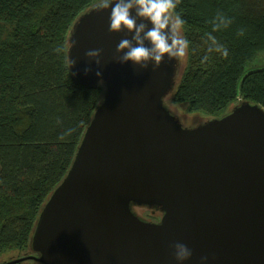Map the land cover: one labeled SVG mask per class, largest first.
<instances>
[{"label":"water","instance_id":"water-1","mask_svg":"<svg viewBox=\"0 0 264 264\" xmlns=\"http://www.w3.org/2000/svg\"><path fill=\"white\" fill-rule=\"evenodd\" d=\"M96 6L73 24L67 55L74 79L102 84V97L40 209L33 254L5 264H178L175 242L192 251L183 264H264V109L244 102L183 127L164 104L178 59L154 71L118 63L119 42L134 33L110 32L111 8ZM95 49L99 66L85 56Z\"/></svg>","mask_w":264,"mask_h":264},{"label":"trees","instance_id":"trees-1","mask_svg":"<svg viewBox=\"0 0 264 264\" xmlns=\"http://www.w3.org/2000/svg\"><path fill=\"white\" fill-rule=\"evenodd\" d=\"M99 2L0 0V256L33 254L40 209L67 174L102 97V84L90 88L74 79L67 55L73 24ZM176 11L189 49L170 101L211 117L244 102L264 109V67L245 70L264 54V0H180ZM218 12L232 23L213 32ZM208 33L227 49L226 58L207 53ZM68 129L75 131L58 139ZM154 213L143 217L155 221ZM26 263L34 264H17Z\"/></svg>","mask_w":264,"mask_h":264},{"label":"clouds","instance_id":"clouds-1","mask_svg":"<svg viewBox=\"0 0 264 264\" xmlns=\"http://www.w3.org/2000/svg\"><path fill=\"white\" fill-rule=\"evenodd\" d=\"M179 3L180 0H100L96 6L97 9L111 8L110 32L134 33L131 39L124 38L119 42L115 57L117 62L122 65L132 62L134 66L144 70H147L152 63L154 71L164 62L165 57L169 61L185 58L188 54L189 41L181 34L186 22L176 11ZM133 11L135 16L132 15ZM231 23L230 18L218 12L212 21V31L218 32L221 29H226ZM238 35L243 36L244 29H240ZM206 37L207 53H220L225 58L228 56L227 49L218 42L215 36L208 33ZM146 42L150 46H146ZM75 44L76 42L72 41L71 47H74ZM55 51L60 52L62 49L58 47ZM102 51V49L88 50L85 56L95 60L96 65L99 66ZM208 59L209 55H205L204 60ZM70 63L72 67L76 61L70 60ZM90 70V68H85V73ZM96 75L99 77L101 73L97 71ZM57 122L60 123L59 120ZM74 131L75 129H68L58 139L64 140ZM171 247L178 264H183L192 256L191 249L183 243L175 242ZM206 261V256L201 257V264H205Z\"/></svg>","mask_w":264,"mask_h":264},{"label":"rangeland","instance_id":"rangeland-1","mask_svg":"<svg viewBox=\"0 0 264 264\" xmlns=\"http://www.w3.org/2000/svg\"><path fill=\"white\" fill-rule=\"evenodd\" d=\"M186 58H182V59H178V68H177V74H176V79H175V85L177 84V82L180 79V76L185 68V62H186ZM261 67H264V54H259L251 63H249L246 67V72L248 71H252L254 69H259ZM169 96V95H168ZM164 103L167 107V109L178 119V121L181 123V125L185 128H192V127H196L210 119H214V118H218L219 116L217 115V117H211V116H205L203 114L200 113H188L185 110V106L184 105H180V104H173L170 101V96L166 97L164 99ZM238 105V104H237ZM236 105H231L228 107V111L234 107ZM136 212L137 215L142 216L144 215V217H146L147 214V210H138L135 209L134 210ZM150 214V213H149ZM155 215V214H154ZM156 216V215H155ZM159 216V215H157ZM150 218L149 215L147 217V219ZM146 219V218H145ZM30 250L28 249L25 252H9L6 254H3L2 256H0V264H5L9 261H12L14 259L17 258H22L25 257L29 254ZM28 264V263H26Z\"/></svg>","mask_w":264,"mask_h":264}]
</instances>
